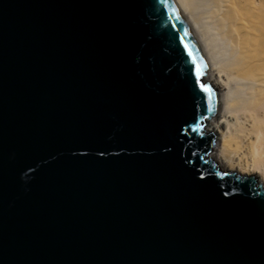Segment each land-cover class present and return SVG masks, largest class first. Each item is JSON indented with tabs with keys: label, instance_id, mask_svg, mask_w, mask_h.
<instances>
[{
	"label": "water",
	"instance_id": "95a60500",
	"mask_svg": "<svg viewBox=\"0 0 264 264\" xmlns=\"http://www.w3.org/2000/svg\"><path fill=\"white\" fill-rule=\"evenodd\" d=\"M216 102L174 0H0V264H264Z\"/></svg>",
	"mask_w": 264,
	"mask_h": 264
},
{
	"label": "bare ground",
	"instance_id": "6f19581e",
	"mask_svg": "<svg viewBox=\"0 0 264 264\" xmlns=\"http://www.w3.org/2000/svg\"><path fill=\"white\" fill-rule=\"evenodd\" d=\"M174 2L216 95V114L202 121L214 136L211 160L264 179V0Z\"/></svg>",
	"mask_w": 264,
	"mask_h": 264
},
{
	"label": "rangeland",
	"instance_id": "374dc122",
	"mask_svg": "<svg viewBox=\"0 0 264 264\" xmlns=\"http://www.w3.org/2000/svg\"><path fill=\"white\" fill-rule=\"evenodd\" d=\"M215 164V163H214ZM216 166V165H215Z\"/></svg>",
	"mask_w": 264,
	"mask_h": 264
}]
</instances>
